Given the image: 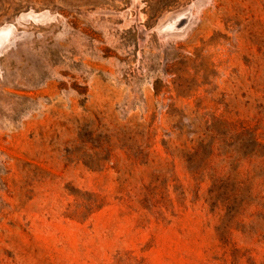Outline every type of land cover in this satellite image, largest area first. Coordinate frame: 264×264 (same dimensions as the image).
Returning a JSON list of instances; mask_svg holds the SVG:
<instances>
[{
	"label": "rangeland",
	"instance_id": "rangeland-1",
	"mask_svg": "<svg viewBox=\"0 0 264 264\" xmlns=\"http://www.w3.org/2000/svg\"><path fill=\"white\" fill-rule=\"evenodd\" d=\"M139 2L0 0V264H264V0Z\"/></svg>",
	"mask_w": 264,
	"mask_h": 264
},
{
	"label": "bare ground",
	"instance_id": "bare-ground-1",
	"mask_svg": "<svg viewBox=\"0 0 264 264\" xmlns=\"http://www.w3.org/2000/svg\"><path fill=\"white\" fill-rule=\"evenodd\" d=\"M201 5V4H200ZM139 6H140V2L139 0H133V8H135V13H136V16H133L131 14V12H125V22L126 23H130L132 21H137V25L139 26V29H140V34H139V38H140V42H139V46H142V44H144L145 40L148 39L147 38V30L145 29V26L143 25H140V21H143V16H142V13L139 9ZM192 9V8H191ZM200 9V8H199ZM127 10V9H126ZM125 10V11H126ZM131 10V9H130ZM195 10V9H194ZM132 11V10H131ZM199 11V10H198ZM197 11V13H198ZM190 12V11H189ZM202 11L200 10V13ZM133 13V12H132ZM129 14V15H128ZM198 15V14H197ZM32 17L35 18L34 15H30ZM45 16H48V12L46 13H42L39 17L42 18V17H45ZM191 14L190 13H186L184 15L181 14V16H178V17H175V18H172L170 20H168V25L166 26V29L167 30H173V29H177L179 28L182 24H184L188 18H190ZM201 16V15H199ZM198 17V16H197ZM124 18V16H123ZM199 19V18H198ZM190 20V19H189ZM188 20V21H189ZM195 21H197V19L194 18ZM164 30V29H163ZM14 30L12 28V26L10 25H5L4 27H1L0 28V46L4 43V42H8L10 40V36L13 34ZM161 32H162V29H161ZM169 33V32H168ZM163 34H166V33H163ZM160 37V36H159ZM164 37V36H163ZM162 37V38H163ZM141 44V45H140Z\"/></svg>",
	"mask_w": 264,
	"mask_h": 264
}]
</instances>
